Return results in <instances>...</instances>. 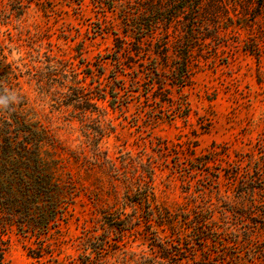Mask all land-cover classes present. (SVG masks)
Masks as SVG:
<instances>
[{"label": "rangeland", "instance_id": "obj_1", "mask_svg": "<svg viewBox=\"0 0 264 264\" xmlns=\"http://www.w3.org/2000/svg\"><path fill=\"white\" fill-rule=\"evenodd\" d=\"M98 1L82 0L80 5L77 0H0V44L11 64L14 95L24 103L25 118L38 121L48 134L51 129L75 154L92 157L93 143L87 135L96 123L89 119L85 129L79 118L70 115L72 106L58 107L52 100L50 65L56 58L72 61L88 87L99 83L109 90L112 84L126 87L118 88L116 94L109 92L99 102L106 106L111 121L99 148L119 165L132 155L155 169L153 180L145 174L147 183L141 193L130 192L135 201L147 195L150 206L142 207L140 213L146 218L144 210H154L151 229L172 238L181 226L189 232L184 222L193 224L199 216L227 233L226 244L236 248L234 240L238 242L242 264H264V189L259 190L264 184V5L258 10L259 0H255L257 9L253 16L248 14L251 20L240 21L235 13L246 12L247 4L240 1L236 11L230 12L234 18L229 22L230 34L220 43L208 39L205 47L194 49L187 84L179 87L169 75V91L160 92L148 80L133 81L140 69L135 58L122 54L121 64L116 62L121 45L115 40L116 33L125 35L119 9L113 12ZM108 23L114 26L108 28ZM252 39L259 43L260 53H253L246 44ZM56 79L54 88L67 91L58 83L62 79ZM112 99L116 100L110 103ZM128 161L132 173L137 166L143 170L137 160ZM67 165L84 191L71 207L67 224L62 223V231L50 230L49 253L33 256L28 250L35 246L32 240L12 232L0 264H58L56 259L60 264H79V236L87 228L94 229L97 221L100 227L92 233H105L102 223L109 221L95 208L87 190L114 203L107 192L112 189L109 177L98 167L83 166L73 158ZM252 181L258 187L256 201L247 191ZM119 184L124 194L126 189ZM126 212L129 218L134 214L130 205ZM144 221L133 223L124 238L127 253L135 252L139 258L154 255L148 247L150 240L144 237ZM249 247L259 253L253 261L252 253L246 251ZM124 255L122 251L110 255L108 263L124 264ZM190 263V258L182 260V264Z\"/></svg>", "mask_w": 264, "mask_h": 264}, {"label": "trees", "instance_id": "obj_2", "mask_svg": "<svg viewBox=\"0 0 264 264\" xmlns=\"http://www.w3.org/2000/svg\"><path fill=\"white\" fill-rule=\"evenodd\" d=\"M77 1L81 5L82 0ZM232 1L235 6L229 0H99L98 3L102 6L107 4L113 12L119 9L125 35L116 33L115 40L121 43L116 51V62L121 64L122 54L135 58L140 69L133 81L138 84L148 80L152 88L156 86L160 92H167L169 75H173V81L179 87L190 80L197 45L205 47L209 44L208 39H218L220 43L223 37L230 34L229 22L234 21L230 12L232 9L236 11L240 1L247 3L246 12L235 13L237 19L251 20L248 14L253 16V11L257 9L256 1ZM258 4V10H261L264 0H259ZM109 23L108 28L114 26ZM246 42L253 53L261 52L259 43H255L254 39ZM50 66L49 80L53 89H49V94L56 105L72 106L70 115L79 118L85 129L89 126V119L96 123V127H91L92 131L87 133L88 140L93 143L94 156L90 157L84 152L75 154L61 144L51 129L48 134L38 121L25 118L24 103L14 95L16 85L11 64L0 44V261L12 232L23 239L32 240L35 246L28 250L33 256L42 257L49 253L50 245L46 239L50 230L55 228L56 232L62 231V223L67 224L72 214L71 207L84 191L75 174L67 168V161L73 158L76 163L81 161L83 166L101 169L112 183V189L107 192L115 198V202L111 203L99 192L87 190L95 208L105 213L104 217L109 222L102 223L104 227L101 228L105 233L101 235L92 233L100 227L97 221L94 229L87 228L84 235L79 236L78 245L82 249L79 264H109L108 257L120 251L125 254L124 264H182L184 258H190V264H242L241 254L237 250L238 242L234 240L236 248L226 244L227 233L217 231L214 224L202 217L197 216L195 221L192 219L193 224L185 221L184 225L190 231L184 232L181 226L172 232V238H163L151 229L154 210L145 209L146 218L140 213L142 207L150 206L147 195L135 201L130 192L135 190L137 194L138 191L141 193L147 183L145 174L153 180L155 169L151 163H144L141 158L132 155L124 158L119 165L99 148L100 141L107 135V125L111 126L106 106L99 102H104L109 92L116 94L119 93L118 88L126 87L112 84L109 90L101 83L88 87L84 84L85 78L80 77L82 71L70 60L56 58ZM114 75L117 80L116 71ZM56 77L62 79L58 83L67 91L55 89ZM170 101H173L171 97ZM94 113L97 116L93 118ZM128 160H137L143 170H138L137 166L136 173H132ZM119 182L126 189L124 194L119 190ZM246 186L247 191L253 194V201H256L254 194L258 187L255 182ZM260 186L259 190L264 189V184ZM129 205L134 212L131 218L126 212ZM129 219L131 223H128ZM143 220L147 230L144 237L150 240L148 247L154 255L139 258L135 252L127 253L125 246L128 242L124 238L133 223ZM246 251L252 253V261L259 254L253 247ZM198 256H201V260ZM56 262L60 264L59 259Z\"/></svg>", "mask_w": 264, "mask_h": 264}]
</instances>
